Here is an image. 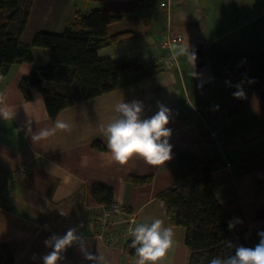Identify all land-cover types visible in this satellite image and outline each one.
I'll list each match as a JSON object with an SVG mask.
<instances>
[{
    "label": "crops",
    "instance_id": "1",
    "mask_svg": "<svg viewBox=\"0 0 264 264\" xmlns=\"http://www.w3.org/2000/svg\"><path fill=\"white\" fill-rule=\"evenodd\" d=\"M162 3H167V10ZM94 10L121 16L107 27L109 36L118 37L99 49L97 56L136 62L143 68L120 73L117 90L66 109L51 120L44 102H37L43 100L37 90L31 92L30 101L19 90L30 64L11 66L0 81V95L6 98L0 108L6 106L14 113L10 119L0 117V189L11 171L25 170L15 181L12 195L0 204V245L8 246L13 264H42L41 257L51 251L44 241L69 228H77L88 251L102 256L104 264H136L138 257L127 248L107 247L95 236L96 219L107 209L91 195L92 187L98 185L113 190V203L121 213L135 217L136 224L159 218L164 226L172 227L174 247L159 264H188L185 231L169 224L158 197L173 186L174 150L214 160L196 132L183 131L193 119L191 105L209 107V121L221 127L219 140L232 164L231 169L213 164L209 188L215 199L241 221L238 230L252 231L264 225V102L249 89L244 98H234V86L242 82L233 77L215 79L206 55L210 46L221 51H264V0H34L21 42L31 43L38 33H60L77 13ZM167 31L182 37L172 47L175 65L171 68L164 64L167 52L161 47ZM185 48L196 53L194 69L182 52ZM32 56L38 67L49 59L44 49L33 48ZM201 84L202 88L197 87ZM123 100L142 101L144 118L155 114L158 102L171 109L170 161L154 167L133 157L121 166L111 159L100 126L112 122L118 115L115 105ZM240 117L242 124H251L239 132ZM57 120L69 123L71 130L33 143L32 133L52 127ZM255 144L258 150H247ZM129 177L150 178L151 183L135 187ZM110 218L121 222L127 217L112 214ZM61 255L58 264H91L76 244Z\"/></svg>",
    "mask_w": 264,
    "mask_h": 264
},
{
    "label": "trees",
    "instance_id": "2",
    "mask_svg": "<svg viewBox=\"0 0 264 264\" xmlns=\"http://www.w3.org/2000/svg\"><path fill=\"white\" fill-rule=\"evenodd\" d=\"M101 3L103 0H82ZM34 0H0V81L13 65L30 64L29 74L19 82L25 101L37 90L43 97L48 117L58 114L85 101L111 93L120 87L119 76L125 71H142L136 62L100 59L97 51L113 43L116 36L107 34V27L118 22L120 15L94 10L76 14L70 26L60 33H38L31 43L23 44L21 36ZM48 51L45 66L35 65L32 49ZM207 60L215 79L233 77L246 82L248 88L264 102V51H221L210 46ZM249 81H252L249 83ZM176 168L172 173L173 186L161 195L164 213L169 224L185 231L184 245L188 264H209L214 256L234 254L226 241L234 245L254 247L264 231V225L252 231H232L228 222L236 220L217 202L209 188L215 160H201L188 150H174ZM135 187L151 183L150 178L129 177ZM93 199L105 208L113 203V190L104 186L91 189ZM240 221V220H239ZM126 243L130 255L135 249ZM14 258L7 245H0V264H13Z\"/></svg>",
    "mask_w": 264,
    "mask_h": 264
},
{
    "label": "clouds",
    "instance_id": "3",
    "mask_svg": "<svg viewBox=\"0 0 264 264\" xmlns=\"http://www.w3.org/2000/svg\"><path fill=\"white\" fill-rule=\"evenodd\" d=\"M182 52L194 69L197 60L195 51L185 48ZM192 77L197 78L195 71L192 72ZM197 87L202 88V84ZM234 87L236 88L233 93L234 98H244L242 83ZM5 102L6 98L0 95V104H5ZM37 102H43L42 98L37 99ZM157 109L155 114L144 118L142 101L125 102L123 100L115 105L114 111L118 115L112 122L100 126L106 138V149L115 163L123 166L131 158L138 157L145 164L155 167L172 159V145L169 143L172 131L168 127L171 109L160 102L157 103ZM13 115L14 113L6 106L0 108V117L10 119ZM70 130L69 123L57 120L52 127L40 128L32 133L31 139L35 143L56 135L58 131ZM29 132H31L30 127ZM237 223L241 221L230 220L228 222L229 231H232ZM77 231V228H69L63 235L55 233L50 235L44 241V245L51 251L41 257L42 264H58L62 259L61 254L74 244L79 246L85 260L91 264H104L102 256L88 251L87 241L82 234L78 235ZM130 234L132 237L130 247L135 249V255L138 257L136 264H159L175 244L172 227L164 226L163 220L159 218L153 219L151 223L135 225L130 229ZM257 235L259 242L254 247L234 245L231 241H226V247L234 249V254L225 257L214 256L209 264H264V231H259Z\"/></svg>",
    "mask_w": 264,
    "mask_h": 264
},
{
    "label": "built area",
    "instance_id": "4",
    "mask_svg": "<svg viewBox=\"0 0 264 264\" xmlns=\"http://www.w3.org/2000/svg\"><path fill=\"white\" fill-rule=\"evenodd\" d=\"M160 6L166 10L168 9L167 3H162ZM181 41L182 37L173 35L170 31L164 33L161 47L167 52V56L164 59V64L167 68L175 65L172 47ZM209 110V107L205 105H191L193 119L182 127L183 131L196 132V135L199 136L204 145L208 147L215 163L223 166L225 169H231L232 164L228 161L227 155L219 140L222 129L220 126L214 123L212 124L209 121ZM24 174L25 170L23 167H18L9 173L7 182L0 189V204L12 195L15 181ZM102 214L98 215L95 222L98 228V233L95 234L96 238L100 239L107 247L124 251L126 249V243L132 239L130 229L137 225L135 217L129 214L127 215L125 212L121 213V209L116 203H112ZM112 214H121V218L124 216L127 218L121 222H116L110 218Z\"/></svg>",
    "mask_w": 264,
    "mask_h": 264
},
{
    "label": "rangeland",
    "instance_id": "5",
    "mask_svg": "<svg viewBox=\"0 0 264 264\" xmlns=\"http://www.w3.org/2000/svg\"><path fill=\"white\" fill-rule=\"evenodd\" d=\"M259 114H260V113H259ZM247 115H249V114H247ZM253 119L257 120L255 117H253ZM248 123H250V122H247V123L242 124V120H241V117H240V118H239V132H240L241 129H242L244 126H246V124H248ZM250 124H251V123H250ZM248 126H249V125H248ZM258 149H259V147H258L257 144L252 145L251 147L247 148V150H251V151L258 150Z\"/></svg>",
    "mask_w": 264,
    "mask_h": 264
},
{
    "label": "water",
    "instance_id": "6",
    "mask_svg": "<svg viewBox=\"0 0 264 264\" xmlns=\"http://www.w3.org/2000/svg\"><path fill=\"white\" fill-rule=\"evenodd\" d=\"M242 87H243V90H244V92H245V95H247L248 94V84L246 83V82H243L242 83Z\"/></svg>",
    "mask_w": 264,
    "mask_h": 264
},
{
    "label": "bare ground",
    "instance_id": "7",
    "mask_svg": "<svg viewBox=\"0 0 264 264\" xmlns=\"http://www.w3.org/2000/svg\"><path fill=\"white\" fill-rule=\"evenodd\" d=\"M210 111V110H209Z\"/></svg>",
    "mask_w": 264,
    "mask_h": 264
}]
</instances>
